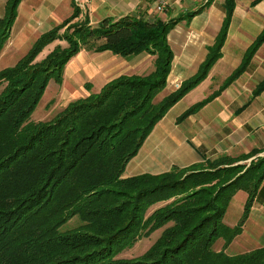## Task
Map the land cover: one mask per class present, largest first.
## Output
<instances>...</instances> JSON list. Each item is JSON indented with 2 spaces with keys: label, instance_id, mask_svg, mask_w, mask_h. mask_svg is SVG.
Segmentation results:
<instances>
[{
  "label": "trees",
  "instance_id": "obj_1",
  "mask_svg": "<svg viewBox=\"0 0 264 264\" xmlns=\"http://www.w3.org/2000/svg\"><path fill=\"white\" fill-rule=\"evenodd\" d=\"M20 1L4 5L0 52ZM211 2L167 20L125 15L95 25L87 17L72 22L80 15L74 5L68 18L41 33L13 65L0 69V264H264V246L232 255L225 251L241 232L264 181V156L247 165L235 164L247 157L224 156L157 174L123 175L155 124L220 56L235 0H223L220 30L198 71L155 102L173 59L169 31ZM56 40L66 45L56 44L36 60ZM263 42L264 29L225 85L243 72ZM81 49L123 57L145 52L155 56L154 68L145 75L121 74L99 91L71 101L53 119L30 121L48 82L61 83L65 64ZM263 87L264 81L258 91ZM209 99L191 105L178 120ZM238 190L247 193L243 213L228 226L223 218ZM161 202L146 216L150 206ZM73 217L80 224L62 230ZM168 223L141 255L115 258ZM221 237V249L214 250Z\"/></svg>",
  "mask_w": 264,
  "mask_h": 264
},
{
  "label": "crops",
  "instance_id": "obj_2",
  "mask_svg": "<svg viewBox=\"0 0 264 264\" xmlns=\"http://www.w3.org/2000/svg\"><path fill=\"white\" fill-rule=\"evenodd\" d=\"M6 1L0 0L3 6ZM240 1L235 0L220 56L211 65L206 77L172 105L155 124L138 153L128 163L123 174L125 177L144 172L162 173L173 166L189 167L224 156L235 159L247 157L240 160L245 162L264 156V87L258 91L264 81V42L243 72L225 85L227 78L240 66L246 49L264 29V0L255 4L253 0H245L244 4ZM222 3L223 0H212L188 22L181 21L169 31L167 38L173 59L167 84L156 98L161 100L181 81L198 71L207 56L208 47L214 43L220 30L224 17ZM74 5L80 8V15L75 20L87 17L91 25L104 18L115 20L125 15L147 20L170 18L168 13H163L164 16L159 14L161 10H156L151 0H21L7 40L8 51L14 46L12 33L15 30L16 38L21 39L25 31L33 29L37 31L36 39L68 18ZM146 54L142 52L123 57L109 50L81 49L65 64L63 85L66 80L73 82L78 87L73 95L85 89L99 91L106 82L121 74H138L134 71L140 67L139 60ZM83 79L88 81L84 84L85 89L78 86ZM206 98L210 99L196 112L178 120L191 105ZM236 194L242 195L245 203L247 193L238 190ZM243 208L244 205L242 213ZM250 215L254 218V236L264 241V181L258 188L241 232L230 243L234 246L241 243V248L246 251L264 246L257 243L258 246L247 249L244 239L236 240L246 229V222L251 221Z\"/></svg>",
  "mask_w": 264,
  "mask_h": 264
},
{
  "label": "rangeland",
  "instance_id": "obj_3",
  "mask_svg": "<svg viewBox=\"0 0 264 264\" xmlns=\"http://www.w3.org/2000/svg\"><path fill=\"white\" fill-rule=\"evenodd\" d=\"M166 1H167L166 7L163 8V10H161L158 13L161 14L162 16H164L163 13H168V16L171 17L181 12L186 13L190 10L196 9L200 7L206 0H166ZM221 1L222 0H220V2ZM240 2H243L244 4L245 0H241ZM3 10H4V6L2 2H0V15L1 16L3 15L2 14ZM97 14H100V13L98 12ZM74 21L75 19L72 22ZM63 30H61V32ZM36 33L37 31L33 29L32 30L29 29L25 31V34L20 39V38H16L17 33L15 30L14 33H12V36H13L12 42L14 43V46H12V49H9L8 51V41H7L3 49L0 52V69L13 65L20 57H22L29 50L32 43L34 42ZM56 44H61L62 46L66 45L64 41L56 40L50 43L49 45H47L46 47H44L43 50L36 57V60L42 59ZM154 59H155V56L153 55H148V54L144 55V57H142V59L139 60L140 67L134 72L138 73L137 75L148 74L149 72L153 70ZM63 70L64 71H63L62 81H61L62 83L61 84L57 83L53 79H51L48 82L46 89L39 103L37 104L36 108L34 109L33 113L30 116V119H29L30 121L39 122V121L51 120L54 118L55 115H57V113L62 111L67 106V104L70 103L71 101H74L81 97H85L89 93L94 92V90L92 89L86 90L84 88V84L88 81H86V79H83L78 86L84 88L85 91L82 90L81 92H77L76 94L73 95V93L75 92V88H78V87H76V85H74L73 82H68V80H66V83H64L63 85V81L66 78V75H65L66 67ZM179 85L180 83L178 84L176 88H178ZM86 91H88V94ZM158 100H159L158 97L155 98V102H157ZM239 163L247 165L249 162H245V161L235 162V164H239ZM127 165H126V168H127ZM163 203L165 202H161V203L150 206L146 211V216H148L154 209L161 206ZM243 205H244V198L242 197V195H237V194L234 195L227 207L226 213L223 218V222L228 226L229 225L233 226L237 224L239 219L241 218L240 216L242 213ZM250 219L251 221L246 222V229L244 230V232L241 233L240 236H237V239L235 238L236 240H238V238L240 240L244 239L245 240L244 247L247 249H251V248L258 246L257 243H259V245H264V241L262 240V238H258V236H254V234H256V231L255 229H253V226H252L254 218H251V215H250L249 220ZM78 224H80L79 219L77 217H73L68 222H66L62 226L61 229L65 230V229L73 228L77 226ZM169 224L170 223L166 224L162 228L152 231L146 236L142 235L131 247H126L122 251L117 253L115 258H134V257L141 255L157 239L162 229ZM243 236L245 237L247 236V237L245 238ZM223 243H224V239L222 237L218 238L212 245L213 249L214 250L221 249ZM230 243H232V241ZM239 244H240L239 246L238 245L234 246V243L233 245L229 244L228 247L225 249L226 253L232 255V254H238L242 251H246L241 248V243Z\"/></svg>",
  "mask_w": 264,
  "mask_h": 264
},
{
  "label": "built area",
  "instance_id": "obj_4",
  "mask_svg": "<svg viewBox=\"0 0 264 264\" xmlns=\"http://www.w3.org/2000/svg\"><path fill=\"white\" fill-rule=\"evenodd\" d=\"M78 2V0H76ZM156 10L160 11L166 7L167 1L166 0H151Z\"/></svg>",
  "mask_w": 264,
  "mask_h": 264
}]
</instances>
